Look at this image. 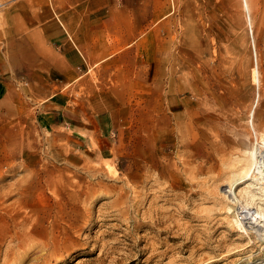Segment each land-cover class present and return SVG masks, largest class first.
I'll return each mask as SVG.
<instances>
[{
	"label": "rangeland",
	"instance_id": "rangeland-1",
	"mask_svg": "<svg viewBox=\"0 0 264 264\" xmlns=\"http://www.w3.org/2000/svg\"><path fill=\"white\" fill-rule=\"evenodd\" d=\"M262 131L264 0H0V185L54 171L33 198L51 218L66 185L89 198L19 264H256L263 227L225 208L250 186L256 213L264 184L226 182Z\"/></svg>",
	"mask_w": 264,
	"mask_h": 264
},
{
	"label": "bare ground",
	"instance_id": "bare-ground-1",
	"mask_svg": "<svg viewBox=\"0 0 264 264\" xmlns=\"http://www.w3.org/2000/svg\"><path fill=\"white\" fill-rule=\"evenodd\" d=\"M256 68L253 69L254 70L253 71V77L259 83L260 82V73H259V70ZM257 124L258 123H256V125ZM260 133H261L260 136L258 135L260 138L259 141L262 144L260 149H258V147L254 146V145H250V146L248 145V147L242 148L243 149L242 154H240L241 157L239 158V156H238V158H239L238 161L240 163L238 168L240 169V171L237 173L236 172L237 170H236L235 171L236 173L234 172L236 177L234 176V178H233V176H232L233 179L228 180V182H226L227 183L226 185L228 186V189L230 191H232V188L235 184H239V183L244 182V181L249 180V179L250 180L251 179L258 180V182L260 181V184H264V132L262 131ZM245 134H246V132H245ZM247 142H249V141L247 140ZM7 159H9V153H8V155H6V162L0 163V181L3 180L4 178H6L7 176H9L10 172L12 173V171L15 168V166L13 164H11L10 162H8ZM9 161H10V159H9ZM111 168H113V167H111ZM46 171H47L48 176L45 177V179L43 178V180H37V181L33 182L32 181L33 178H31V179L25 178L23 181L16 183V185H14L15 187L14 186L12 187V185H10L11 187L9 185H8V187L0 185V259H1L2 254H4L5 264H19V263L23 262L25 260V257L27 255L28 251L30 250V248L36 246L35 245L36 243L34 241H33L34 244H32V240H33L32 238L34 236L38 235L39 233H41L42 231L47 230L48 228H50L49 229L50 235H49V237H47V241L43 240L44 242L43 241H42L43 243L41 242L42 245L40 246V251H44V253H46V252L47 253H50V252L54 253L57 249H59V246L60 247L62 246L61 243H65L69 239L68 233L70 230L68 231V228L71 229L72 227L77 225L75 223L78 221L79 216L84 214V212L80 209V208H82L81 204H83V205L87 204L89 201L88 200L89 198L88 199L86 198L87 200L82 198L81 193L83 192V190H81L80 189L81 187L77 186V185H66L65 186L64 191H66L68 193V200L67 201H64L63 198H61L60 193L56 194L57 195V210H56L53 218L50 217L51 213H52L51 210L47 211L45 209L46 205L43 201H39V200L35 201V199H33L36 195V192L39 191L42 187H45V186L50 187V185L53 186V185H56L58 183L57 177L52 176L54 174V171L51 170L50 173H49L48 169H46ZM231 173H233V172H231ZM27 176H29V174ZM24 177H26V176H24ZM59 180L61 181V179H59ZM91 190L93 191V189H91ZM262 190H263V187H262ZM242 191H243L242 193L245 192L248 196H250L249 197L250 199L245 198V200H243V197L241 198V196L239 197L238 194L233 193L236 195L237 199L233 198L234 205L227 204L225 209H226V212L228 214H230L232 217L231 224L233 225V227L234 228L236 227L238 230L246 233V235L248 234V236H249L250 235L248 232L249 230L245 226L242 218H244V220H247L250 218L251 220H249L248 223H251L254 226L255 225L259 226V227L261 226V228L263 227L262 229H264V207L262 205L257 204L256 213H253L251 216H248V214L251 212V208H254L252 201L254 199H256V194L253 192V189L250 186L244 187L242 189ZM84 193L86 194V196H88L90 194L89 190H86ZM230 194H232V193H230ZM13 195H17L18 199L17 200L15 199L16 201L13 199L14 201H12V203H10L11 202L10 201L9 202L10 204L6 203V201L9 198H11ZM259 199L263 200L261 197H259ZM239 207L242 208L241 211H245L244 215H246V216H243V215L241 216L242 212H239ZM86 212L89 213L88 208H87ZM87 213H86V215H87ZM33 215H35L34 218H32ZM88 215H91V214H88ZM47 219H50V225L49 226L45 225V221ZM80 219H82V218L80 217ZM154 220H152V222ZM61 221L63 223H65V226H63L64 224L63 225L60 224V223H62ZM157 222L162 223L163 220H158ZM61 225L63 227H61ZM252 228H253V226L250 229L252 230ZM71 230H73V229H71ZM57 231L59 232L58 234H57ZM74 232H75V230H74ZM77 232H79V231H77ZM257 232H258V229H257ZM261 232H262V230H261ZM262 234H263V232L261 233L260 237H263ZM70 235H72V233ZM47 236H48V234H47ZM253 239H254V237H253ZM5 244H6V247L4 249L3 246ZM63 246H64V244H63ZM238 249H239V247H238ZM262 250L264 251V247L262 248ZM236 253H238V251ZM253 253H255V252H253ZM252 256H254V258H253L254 260L262 258L256 264H264V257H262V256H264V252H261L260 254L252 255Z\"/></svg>",
	"mask_w": 264,
	"mask_h": 264
}]
</instances>
